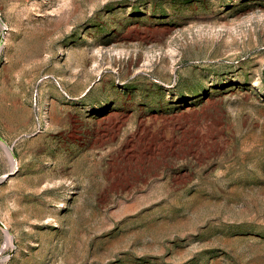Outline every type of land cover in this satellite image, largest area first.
Segmentation results:
<instances>
[{"label": "rangeland", "instance_id": "obj_1", "mask_svg": "<svg viewBox=\"0 0 264 264\" xmlns=\"http://www.w3.org/2000/svg\"><path fill=\"white\" fill-rule=\"evenodd\" d=\"M0 264H264V0H0Z\"/></svg>", "mask_w": 264, "mask_h": 264}, {"label": "bare ground", "instance_id": "obj_2", "mask_svg": "<svg viewBox=\"0 0 264 264\" xmlns=\"http://www.w3.org/2000/svg\"><path fill=\"white\" fill-rule=\"evenodd\" d=\"M11 158H13V157H11ZM13 160V159H12Z\"/></svg>", "mask_w": 264, "mask_h": 264}]
</instances>
